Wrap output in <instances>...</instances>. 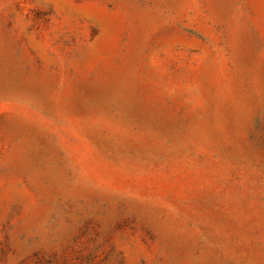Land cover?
<instances>
[{
    "label": "rangeland",
    "instance_id": "obj_1",
    "mask_svg": "<svg viewBox=\"0 0 264 264\" xmlns=\"http://www.w3.org/2000/svg\"><path fill=\"white\" fill-rule=\"evenodd\" d=\"M0 264H264V0H0Z\"/></svg>",
    "mask_w": 264,
    "mask_h": 264
}]
</instances>
